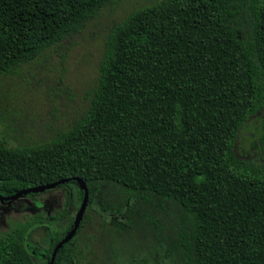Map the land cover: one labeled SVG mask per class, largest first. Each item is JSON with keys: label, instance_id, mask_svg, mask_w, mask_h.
<instances>
[{"label": "trees", "instance_id": "1", "mask_svg": "<svg viewBox=\"0 0 264 264\" xmlns=\"http://www.w3.org/2000/svg\"><path fill=\"white\" fill-rule=\"evenodd\" d=\"M100 18L108 22L82 103L65 127L35 131L2 88H69L48 64ZM261 112L264 0H0V123L15 144L0 141V196L68 180L50 220L66 216L72 178L85 182L88 202L101 182L115 183L179 206L176 248L188 264H264V148L235 153ZM44 219L0 231V264H35L25 238ZM72 225L52 231L42 264ZM61 262L78 264L70 242Z\"/></svg>", "mask_w": 264, "mask_h": 264}, {"label": "rangeland", "instance_id": "2", "mask_svg": "<svg viewBox=\"0 0 264 264\" xmlns=\"http://www.w3.org/2000/svg\"><path fill=\"white\" fill-rule=\"evenodd\" d=\"M116 12L119 13L120 9ZM106 22L105 18H100L91 31L85 33V37L79 38L62 63L54 57V62L48 64L51 72L47 74L51 79H54V74H61L69 88L26 85L2 88L14 93L15 99L10 96L9 100L17 102L16 114H28L26 120L23 119L26 125H34L37 128L35 131L67 125L70 116L82 103L88 89L86 83L95 75ZM30 72L35 74L37 71L32 69ZM35 76V80L40 81V75ZM48 95L52 102L47 101ZM40 125L44 128L38 129ZM2 129L3 123H0V141L5 140L8 146H14ZM263 148L264 112H261L241 132L235 153L242 159L253 158L261 156ZM67 188L70 190V201L62 220L49 218L62 208L63 188L23 195L13 201H0L2 233L8 232L11 224L24 222L29 216L39 212L45 214L43 225L32 228L25 238L35 264H42L45 250L53 244L52 231L61 235L77 217L82 202L81 186L75 182L68 184ZM181 217V209L176 203L162 201L155 196L147 200L134 198L115 183L101 182L100 193L85 207L82 228L70 240L71 248L78 264H188L176 248L180 242Z\"/></svg>", "mask_w": 264, "mask_h": 264}, {"label": "water", "instance_id": "3", "mask_svg": "<svg viewBox=\"0 0 264 264\" xmlns=\"http://www.w3.org/2000/svg\"><path fill=\"white\" fill-rule=\"evenodd\" d=\"M72 181L77 182L80 186H81V190H83V198H82V202L80 205V209L79 212L77 214V217L75 219V221L73 222V226L70 230V232L68 234H66L64 236V238H62V240H60L56 246L54 247L52 253H51V257H50V261L49 264H54V260H55V255L57 253V251L66 243L70 242V240L74 237L76 230L78 229L81 219H82V215L83 212L85 210V207L88 203V189L87 186L85 184V182L83 180H81L80 178H72ZM68 182V180H60L58 182H55L53 184H49V185H44V186H40V187H36V188H27L24 190H21L17 193H15L14 195H11L9 197H2L0 196V201H13L18 199L19 197L23 196V195H27V194H32V193H38V192H44L47 190H51L53 188H57V186Z\"/></svg>", "mask_w": 264, "mask_h": 264}, {"label": "flooded vegetation", "instance_id": "4", "mask_svg": "<svg viewBox=\"0 0 264 264\" xmlns=\"http://www.w3.org/2000/svg\"><path fill=\"white\" fill-rule=\"evenodd\" d=\"M6 202V201H5Z\"/></svg>", "mask_w": 264, "mask_h": 264}]
</instances>
